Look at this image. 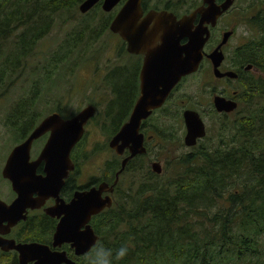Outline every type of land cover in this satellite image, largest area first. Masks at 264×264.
Segmentation results:
<instances>
[{
    "label": "trees",
    "instance_id": "1",
    "mask_svg": "<svg viewBox=\"0 0 264 264\" xmlns=\"http://www.w3.org/2000/svg\"><path fill=\"white\" fill-rule=\"evenodd\" d=\"M82 1L0 0V45L13 42L6 51L0 46V58L5 57L0 62V75L14 83L24 67L19 63H24L35 44L49 34L51 17L69 12ZM148 2L142 1L143 9ZM150 7L179 13L160 3ZM95 8H100L99 3L89 12ZM192 8L183 9L188 12ZM88 13L82 14L88 18L74 24L55 49L50 66L72 56L81 39L80 31L110 33L113 14L101 12L104 18L97 23ZM251 22L257 35L248 43V60L264 68V20L260 21L258 14ZM124 54L121 50L119 58ZM131 80V70L121 65H114L105 77L114 96H118L121 81ZM263 95L256 93V100L252 99L249 109L239 114L230 128L221 127L214 146L192 148L193 153L177 159L176 173L168 179L161 180L149 170L134 193L124 196L119 192L118 200L102 214V220L92 222L98 236L96 245L112 249L114 255L116 249L129 245L123 260L116 261L113 255V264H264ZM17 102L6 118L7 127L16 134L23 128L32 129L37 122L29 116L33 98ZM123 121L120 116L112 123L117 128ZM21 133L17 140L23 137ZM91 251L76 264H88Z\"/></svg>",
    "mask_w": 264,
    "mask_h": 264
},
{
    "label": "water",
    "instance_id": "2",
    "mask_svg": "<svg viewBox=\"0 0 264 264\" xmlns=\"http://www.w3.org/2000/svg\"><path fill=\"white\" fill-rule=\"evenodd\" d=\"M121 1L83 0L78 6V11L86 14L100 3L101 10L110 13ZM142 1L125 0L108 27L110 33L117 35L126 44L128 54H143L145 57L140 96L128 120L109 143L117 155H121L125 147L129 150V157L122 161V166L134 156L146 153L143 146L144 137L139 132L141 122L149 117L152 110L162 105L168 93L182 77L198 69L203 58V47L210 36L207 26L214 27L218 18L229 10L234 2L225 0L217 5L215 0H202L199 7L177 19L172 12L165 10H149L144 14ZM198 16V24L194 26ZM183 39L186 42L181 45ZM156 54L160 58L158 62L154 60ZM208 57L213 62L214 69L223 58L217 50ZM155 68L157 72L151 78L150 74ZM215 72L217 73V70ZM214 103L219 112H229L236 108L234 102L221 98H216ZM95 112V107L88 105L68 119L61 118L58 112L47 115L21 144L12 149L2 169V177L11 181L13 192L17 194L14 203L6 207L7 212H13L25 201H30L33 194L38 196L33 200L35 202L54 197L56 206L45 210L52 217L62 216L53 236V245L60 246L64 242L71 244L76 257L89 252L97 243L98 237L88 224L91 217L112 205L111 197H101L103 193L113 191L112 187L109 188L105 183L88 191L76 192L68 204H64L58 197L63 179L73 170L70 152L84 135V126ZM183 122V144L188 148L195 146L198 140L206 135L204 123L194 111H185ZM47 133L49 137L40 155L36 160L30 161L33 141ZM119 142L121 144L117 148ZM41 162H44L45 176L36 174V168ZM152 169L157 174L160 172V165L154 163ZM18 218L24 216L18 215ZM10 249L20 254V261L25 258L27 262L36 260L35 264H76L67 258L64 252H51L41 245L11 244Z\"/></svg>",
    "mask_w": 264,
    "mask_h": 264
},
{
    "label": "rangeland",
    "instance_id": "3",
    "mask_svg": "<svg viewBox=\"0 0 264 264\" xmlns=\"http://www.w3.org/2000/svg\"><path fill=\"white\" fill-rule=\"evenodd\" d=\"M255 1L247 0L243 6L234 8L231 14H228L224 19L228 28H236L239 35L238 43L248 42L257 35L251 20L261 14L260 11L264 6L261 5V0H257V4ZM157 3H160L161 6L170 3V6L176 11L179 10L180 13L184 11L183 8L189 9L194 5L197 6L201 0H161ZM157 3L156 0H149L148 2L149 6H154ZM180 4L185 7H176ZM117 8L110 14L114 15ZM101 12H103L101 8H95L88 14L95 17L98 23L104 18ZM87 18L86 15L82 16L78 12V6L69 12L63 11L54 17L52 16L49 34L35 44L30 54L24 58V63H19L20 65L23 64L24 67L17 75L14 83L13 80L11 83L0 75V170L8 151L17 140V134L10 130L12 129L11 126L7 127L6 118L17 106V101L20 98H33V106L29 116L36 118V124L52 112L61 111L62 115L69 118L82 108L94 105L96 115L88 128L85 141L81 145L86 161L80 167L85 176H99L102 173L103 161L105 159L110 160L105 145L113 129L112 120L114 118L111 115L105 117V113L113 109L109 102L115 96L106 86L105 77L114 65H119L124 60L128 61L127 57L119 58L122 47L120 38L108 32L95 35L92 31L82 30L78 33V37L81 39L75 46L72 56L60 65L54 67V63H52L53 66H50L55 49L63 42L73 25ZM12 38L15 39V35ZM12 43L10 41L0 46L3 51H6ZM2 57L0 62L5 58ZM252 73L254 79H257L258 75L255 72ZM205 80L204 68L200 76L188 80L175 94L174 101L172 100L170 103L171 116L164 120H152L158 133L154 132L158 135L148 145L147 158H142L133 164L122 178L120 192L124 193V196L130 192L134 193L135 189L145 182L151 160L161 163L162 173L159 177L161 180H165L176 173L177 159H182L185 154L194 152V149L183 145L185 128L182 117L179 116L182 108L192 107L201 112L206 111V113H202L206 126V136L198 142L196 148L214 146L218 141V133L221 127L230 128L234 119L239 118V114H233L226 119L210 114L211 106L209 103L211 101L207 92L202 91L199 87V83ZM35 91H37L36 95H34ZM253 98L256 100L255 96ZM240 110L246 111L244 107H239L238 111Z\"/></svg>",
    "mask_w": 264,
    "mask_h": 264
},
{
    "label": "flooded vegetation",
    "instance_id": "4",
    "mask_svg": "<svg viewBox=\"0 0 264 264\" xmlns=\"http://www.w3.org/2000/svg\"><path fill=\"white\" fill-rule=\"evenodd\" d=\"M124 1L125 0H122L120 4L115 7V9L118 7L115 13L124 3ZM224 1L225 0H215V3L219 5ZM246 2L247 0H234L229 10H227L224 14H222L218 18L216 25L214 27L207 26L210 32V36L203 47L202 50L203 58L198 66V69L195 72L187 74L184 77H182L178 82V84L175 85L173 89L168 93L162 105L152 110L149 117L141 122L139 127V132L143 134L144 137L143 146L146 150V153L141 155L138 154L134 156L132 159L127 160L124 166H122V161L129 157V150L125 147L122 150L121 155H117L115 150L109 146V143L111 139L119 131L121 126L128 120V117L133 109V106L140 96V87L142 84L141 75L145 63L144 62L145 57L143 54H128L126 51V44L120 39V43L122 45L121 50L124 51L125 53L123 56L120 57V59H122L123 57L124 58L127 57L128 61L124 60V62L119 63V65L124 66L129 70H131L132 80L128 83L123 81L120 82L121 89L118 92V96H115L109 102L110 105L113 107V111L108 110L105 113V117L111 115L114 119H116L117 117L121 116L124 117V121L117 128L113 126V129L111 130V133L105 145V149L109 152L110 156L108 159L110 160L107 161L105 159L106 161L105 160L103 161V165L101 168L102 173L99 176H93V175L85 176L84 175L85 173L82 172L80 167V165L86 161L85 160L86 156L84 151L81 149V145L85 141V138L88 134V128L92 123L93 117L84 126V135L78 141V143L73 147L69 155L70 160L73 164V170L68 172L67 176L63 179L64 182L62 186L59 188L58 191V197L64 202V204H68L74 198V194L76 192L88 191L91 188H97L99 185L105 183L109 186V188L112 187L113 191L112 193L105 192L101 195V197L102 198H105L107 196L111 197L112 205H114V203L116 202V198L119 197L122 178L130 170L132 165L135 164L138 160L140 161L141 158H145V157L147 158L148 145L152 143L155 140L156 135H158L155 134V132L156 133L158 132L156 131L155 125L152 123V120L153 119L164 120L170 117L171 116V112L169 111L170 103L172 100L174 101L175 94L179 91L181 86L184 85L188 80L192 79L193 77L200 76L204 68L206 72V80L202 83H199V87L202 91H206L208 94L209 100L211 101L209 103V105L211 106L210 114H213V116L217 115L223 117V119H226L232 116L233 114H242L244 112L241 110L238 111L239 107H244L246 110L249 109V105L254 95L256 93L258 95L264 94L262 91V84L264 80V68H261L258 65V63L250 62L248 60L249 55L251 53L250 46L248 45L249 41L245 43H238L239 35L236 28L234 27L228 28L225 25L227 23L224 20L228 14H231V11L234 8L236 7L238 8V6L239 7L243 6ZM255 4H257V0L255 1ZM164 5L163 7H167L170 6V3H165ZM200 5L201 3L198 4L197 6H193V8L190 9L188 12L183 11L177 14L175 13L173 14L176 16L177 19H180L183 15L189 14L191 11H193ZM261 5L264 6V0H261ZM149 10L164 11L165 9L163 8L157 9L147 6L146 9H143L144 14ZM260 13H261L259 15L260 21H262L264 20V8L261 9ZM198 20H199V16L195 19L193 23L194 26H197ZM185 42L186 40L183 39L181 40L180 44L183 45ZM215 50L220 52L223 58L220 61V64L214 69V64L211 61V59H209L208 56L211 53H213ZM154 60L157 62L160 60L158 54L155 55ZM215 70H217V73L215 72ZM156 72L157 69L155 68L151 72L150 77L152 78ZM252 72H255L258 75L257 79H254ZM213 83L215 84L213 85ZM129 84L131 85L129 90H127ZM216 98L224 99L227 102L228 101L234 102L236 104V108L229 112H226L224 110L219 112L217 111L214 103ZM185 111L196 112L202 121H203L202 113L203 114L206 113V111L201 112L198 111L197 109H193L192 107H184L179 112V116L182 117V121H183V113ZM60 116L63 119H68L67 117H64L62 115ZM39 122L35 124L32 127V129L27 130L26 128H23L19 132V133L22 132L21 135H23V137L16 140L15 145L10 149V151H8L5 159L2 162L3 166L0 170V264H35L36 260L27 262V259L22 258L20 261L19 260L20 254L17 251L10 249L11 244L41 245L46 247L51 252H64L67 258L73 260L76 263L78 259L82 258L84 255L88 254L91 251L90 250L84 255L76 257L74 255V250L70 247L71 244L64 242L60 246L53 245L54 244L53 236L55 234L57 224L62 216H60L59 218L56 216L52 217L48 215L45 212V210L50 208L52 209L53 207L56 206V199L54 197L46 198L41 202L39 201L35 202L33 200L38 198V196L36 194H33L30 201H25L21 206L17 207L13 212L11 211L7 212L6 207H9L14 203V201L17 198V194L13 192L11 181L9 179L2 177V169L12 149L15 146L21 144L29 136V134L33 131V129L39 124ZM205 132H206V126H205ZM19 133H17V135H19ZM48 137H49V133L44 134L38 139L33 141L30 148V159H29L30 161H34L38 158ZM199 141L200 140H198V142ZM120 144H121L120 142L117 144V148L120 146ZM197 144L195 146H197ZM195 146L189 148H194ZM154 163L160 165V172L157 173V175H160L162 173V166L159 161L151 160L149 163V170L154 172L152 169V165ZM43 169H44V162H41L36 168V174L40 176H45ZM110 208H105L100 213L91 217L88 224L93 229L96 236L97 233L92 226V222L102 220L101 218L102 214L105 213V211ZM18 215L19 216L23 215L24 218H18ZM81 230H83V228H81Z\"/></svg>",
    "mask_w": 264,
    "mask_h": 264
},
{
    "label": "clouds",
    "instance_id": "5",
    "mask_svg": "<svg viewBox=\"0 0 264 264\" xmlns=\"http://www.w3.org/2000/svg\"><path fill=\"white\" fill-rule=\"evenodd\" d=\"M129 252V245L125 244L115 250L105 248L103 245H96L89 257L88 264H113V255L116 261L123 260Z\"/></svg>",
    "mask_w": 264,
    "mask_h": 264
}]
</instances>
